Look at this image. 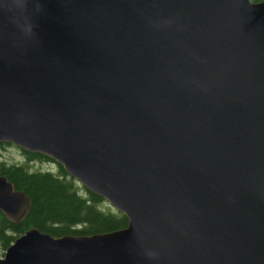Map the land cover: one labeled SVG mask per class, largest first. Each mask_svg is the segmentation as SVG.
<instances>
[{
	"label": "water",
	"instance_id": "1",
	"mask_svg": "<svg viewBox=\"0 0 264 264\" xmlns=\"http://www.w3.org/2000/svg\"><path fill=\"white\" fill-rule=\"evenodd\" d=\"M0 24V142L42 152L126 227H31L0 264H264V0H43ZM31 196L0 175V211Z\"/></svg>",
	"mask_w": 264,
	"mask_h": 264
},
{
	"label": "trees",
	"instance_id": "2",
	"mask_svg": "<svg viewBox=\"0 0 264 264\" xmlns=\"http://www.w3.org/2000/svg\"><path fill=\"white\" fill-rule=\"evenodd\" d=\"M263 1V0H253ZM11 142H0L6 147ZM27 159L8 162L0 159V175H6L16 189L31 196L27 214L14 222L0 211V251L31 227H37L53 235L94 234L126 227L127 215L112 206L102 195L90 190L71 176L64 166L58 170L36 168L32 160H55L42 152L22 149Z\"/></svg>",
	"mask_w": 264,
	"mask_h": 264
},
{
	"label": "clouds",
	"instance_id": "3",
	"mask_svg": "<svg viewBox=\"0 0 264 264\" xmlns=\"http://www.w3.org/2000/svg\"><path fill=\"white\" fill-rule=\"evenodd\" d=\"M29 5L35 13L43 12V0H0V24L7 16L9 22L16 28V32L26 38H36L35 23Z\"/></svg>",
	"mask_w": 264,
	"mask_h": 264
},
{
	"label": "rangeland",
	"instance_id": "4",
	"mask_svg": "<svg viewBox=\"0 0 264 264\" xmlns=\"http://www.w3.org/2000/svg\"><path fill=\"white\" fill-rule=\"evenodd\" d=\"M0 159H5L8 162H14V161L23 162L27 159V157L23 153L22 149L13 143V144H7L6 147H0ZM30 162L36 168L39 167L44 169H52L54 171L58 170L57 162L54 161L32 160ZM5 251L6 250L0 251V256H3L5 254Z\"/></svg>",
	"mask_w": 264,
	"mask_h": 264
}]
</instances>
